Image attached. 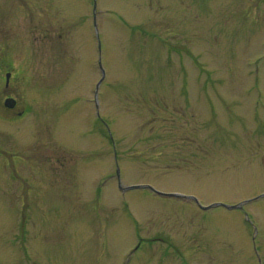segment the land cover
<instances>
[{
    "label": "rangeland",
    "instance_id": "rangeland-1",
    "mask_svg": "<svg viewBox=\"0 0 264 264\" xmlns=\"http://www.w3.org/2000/svg\"><path fill=\"white\" fill-rule=\"evenodd\" d=\"M95 2L0 0V264H264V0Z\"/></svg>",
    "mask_w": 264,
    "mask_h": 264
},
{
    "label": "water",
    "instance_id": "water-1",
    "mask_svg": "<svg viewBox=\"0 0 264 264\" xmlns=\"http://www.w3.org/2000/svg\"><path fill=\"white\" fill-rule=\"evenodd\" d=\"M14 100L12 98H7L5 101H4V106L5 107H13L14 105Z\"/></svg>",
    "mask_w": 264,
    "mask_h": 264
},
{
    "label": "flooded vegetation",
    "instance_id": "flooded-vegetation-1",
    "mask_svg": "<svg viewBox=\"0 0 264 264\" xmlns=\"http://www.w3.org/2000/svg\"><path fill=\"white\" fill-rule=\"evenodd\" d=\"M6 78H5V86L7 87L8 86V82H9V75H5Z\"/></svg>",
    "mask_w": 264,
    "mask_h": 264
}]
</instances>
